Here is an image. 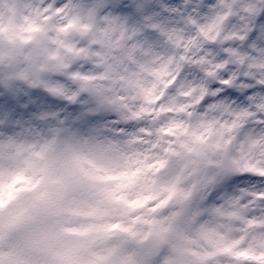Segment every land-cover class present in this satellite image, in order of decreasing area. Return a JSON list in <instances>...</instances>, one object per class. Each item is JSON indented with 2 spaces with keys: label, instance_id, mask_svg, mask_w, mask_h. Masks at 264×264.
<instances>
[{
  "label": "clouds",
  "instance_id": "9594fccd",
  "mask_svg": "<svg viewBox=\"0 0 264 264\" xmlns=\"http://www.w3.org/2000/svg\"><path fill=\"white\" fill-rule=\"evenodd\" d=\"M0 264H264V0H0Z\"/></svg>",
  "mask_w": 264,
  "mask_h": 264
}]
</instances>
